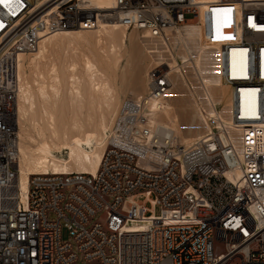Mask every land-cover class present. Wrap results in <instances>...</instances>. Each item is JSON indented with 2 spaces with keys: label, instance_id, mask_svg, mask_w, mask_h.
<instances>
[{
  "label": "built area",
  "instance_id": "1",
  "mask_svg": "<svg viewBox=\"0 0 264 264\" xmlns=\"http://www.w3.org/2000/svg\"><path fill=\"white\" fill-rule=\"evenodd\" d=\"M225 9L237 28L216 47L228 105L203 101L186 79L204 132L181 143L153 124L171 86L168 31ZM103 22L145 40L146 90L121 101L94 173L35 174L22 190L19 55ZM0 264H264V0L0 4Z\"/></svg>",
  "mask_w": 264,
  "mask_h": 264
},
{
  "label": "bare ground",
  "instance_id": "2",
  "mask_svg": "<svg viewBox=\"0 0 264 264\" xmlns=\"http://www.w3.org/2000/svg\"><path fill=\"white\" fill-rule=\"evenodd\" d=\"M87 2L106 7L113 0ZM225 10L222 15L202 10L195 21L168 31L171 86L153 124L159 132H172L181 143L192 142L204 132L186 79L203 101L208 97L220 102L224 113L228 105L227 89L217 74L216 47L219 41L230 39L231 32L236 35L237 28L230 9ZM128 33L115 22H103L94 30L51 34L33 52L19 55L15 118L17 181L22 190L35 174L96 171L107 131L121 104L120 91L136 96L135 88L147 87L146 74L141 82L130 77L133 71L127 75L124 67L119 69L122 54L128 47L133 49L134 35ZM140 37L146 53L145 40ZM146 55L152 63V55ZM131 60L138 67V60Z\"/></svg>",
  "mask_w": 264,
  "mask_h": 264
},
{
  "label": "rangeland",
  "instance_id": "3",
  "mask_svg": "<svg viewBox=\"0 0 264 264\" xmlns=\"http://www.w3.org/2000/svg\"><path fill=\"white\" fill-rule=\"evenodd\" d=\"M197 19V17L196 18H194V19H192L191 20V22L192 21H195ZM126 32H131V34H133L134 35V41H133V49H131V48H129L128 47V49H126V52L124 53V54H122L123 56L122 57H120V70L122 69V67H124V71L127 73V75H129V74H131L132 73V71H133V73L131 74V76L130 77H134L135 79H140L141 80V82L142 81H144V79H145V74H146V72H147V70L150 68V66H151V59H150V57H148V55H146V53H145V51H144V49H143V47L141 46V44H140V42H139V40H138V36H140L139 35V33L137 32V31H134V30H126ZM128 33V34H129ZM136 37V38H135ZM143 49V50H142ZM130 50H132V51H130ZM65 51V52H64ZM67 51L66 50H63V53L65 54ZM142 52V53H141ZM132 58H135V59H137L138 60V62H137V64L136 65H138V67L137 66H134L133 65V63L132 64H130L131 62H133V60H131ZM128 60V61H127ZM126 64V65H125ZM143 64V65H142ZM123 65V66H122ZM131 65V66H130ZM129 66H130V68H129ZM135 67V68H134ZM137 67V68H136ZM134 68V69H133ZM126 69V70H125ZM128 69V70H127ZM130 69V70H129ZM133 69V70H132ZM131 71V73H128V72H130ZM134 90V89H133ZM135 90H136V92H135ZM135 90H134V92L135 93H138V94H140V93H143L144 91H145V88H144V86L141 84L139 87H138V89H136L135 88ZM125 90H123V91H120V93H119V96H120V102L125 98V97H128V96H130V94H129V92L128 91H125ZM123 93V94H122ZM119 102V103H120ZM180 133V132H179ZM63 156H65V152L63 151Z\"/></svg>",
  "mask_w": 264,
  "mask_h": 264
},
{
  "label": "snow or ice",
  "instance_id": "4",
  "mask_svg": "<svg viewBox=\"0 0 264 264\" xmlns=\"http://www.w3.org/2000/svg\"><path fill=\"white\" fill-rule=\"evenodd\" d=\"M8 2L9 0H0V4H3L5 7H8ZM225 12H227L228 10H223ZM253 27H255V25H253Z\"/></svg>",
  "mask_w": 264,
  "mask_h": 264
}]
</instances>
